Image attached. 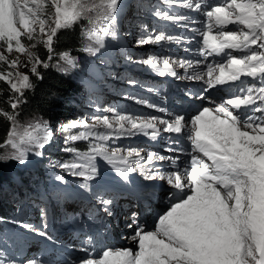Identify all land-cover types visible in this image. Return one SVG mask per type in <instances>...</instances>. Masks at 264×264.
Wrapping results in <instances>:
<instances>
[{"label":"snow or ice","instance_id":"6c2138e0","mask_svg":"<svg viewBox=\"0 0 264 264\" xmlns=\"http://www.w3.org/2000/svg\"><path fill=\"white\" fill-rule=\"evenodd\" d=\"M171 3L172 0H167ZM120 0H0V47L7 53L13 51L26 55L31 65V76L43 79L39 66L47 69L54 57V38L59 30L72 27L82 18H87L91 27L82 35L85 43L81 49L91 56L102 54L105 38L116 40V23ZM50 6L54 13L47 11ZM182 6L197 12L207 7L203 0H182ZM155 16L166 21L186 19L182 14L173 16L167 11L156 10ZM207 17L206 29L202 37L201 54L227 55V63H218L215 69L208 67L206 75L208 89L226 81H239L241 77H259L261 86L255 83L240 89V94L220 102L212 101L213 108L203 107L189 122L183 115H175L171 120L158 117H139L120 114L109 109L113 118L93 116L90 126L87 118L77 119L60 126L61 131L82 129L77 134L65 137L64 143L89 141L86 151L65 147V152L74 154V160L53 164L69 171L84 181H94L98 175L97 159L110 165L123 181L129 180V173L139 171L145 180L157 178L166 180L170 191L166 195L167 209L157 214L153 230H147L137 222V213H131L129 227L135 225L132 240L136 249L105 248L98 258L92 256L91 249L82 247L86 253L79 264H264V0H224L223 6H211L204 12ZM228 25L242 26L237 30H224ZM216 27V34L211 29ZM37 27L39 36L37 35ZM180 43V37L161 32L147 39L141 38L137 46L145 43ZM25 41L30 43H25ZM43 45L47 59H41L36 49ZM255 46V47H253ZM225 49L241 52L239 57L225 53ZM260 49V51H257ZM19 55L9 60L0 52V63L7 65V71H0V81L8 85L10 95L6 103L12 111L0 108V117L10 124L6 137L0 143V163L9 161L24 164L30 154L42 155L38 151L52 140V131L47 121L34 120L27 124L19 121L18 109L24 103L26 90L34 85L30 75L18 70ZM59 61L67 68H76L75 58L69 52H60ZM140 63L157 70L160 75L170 73L173 62L169 58L162 61L148 58ZM163 65L164 71L160 70ZM196 61L195 64H199ZM181 68H194V62L181 60ZM218 70L219 75L213 77ZM205 73L188 76L190 80H201ZM179 78V77H178ZM134 83V82H133ZM254 93L257 95L254 98ZM201 94L200 99H206ZM260 105H256V100ZM144 103L143 101H138ZM231 106V109L229 108ZM155 107V105H149ZM165 111L164 109H159ZM157 123L164 125L157 128ZM98 125L103 131L96 130ZM151 130V131H149ZM251 130V131H249ZM182 136L187 133L191 143L190 161H185L181 169L179 157L172 158L156 151H144L138 147L121 148L115 141L143 135L155 141L160 132ZM173 143H179L174 139ZM166 152H176L169 146ZM207 158L211 163H206ZM170 161L173 171L160 175L152 166L155 162ZM147 166V167H146ZM57 175L56 180L62 181ZM88 189V183L80 185ZM103 211L113 215L110 206L113 200L99 196ZM38 235L31 225H23ZM47 227V225H45ZM92 242L89 237L88 243ZM0 264H42L36 259L19 260L8 258L0 250Z\"/></svg>","mask_w":264,"mask_h":264},{"label":"rangeland","instance_id":"374dc122","mask_svg":"<svg viewBox=\"0 0 264 264\" xmlns=\"http://www.w3.org/2000/svg\"><path fill=\"white\" fill-rule=\"evenodd\" d=\"M21 2H23V0H21ZM203 3L207 7H202L201 10L197 12L193 9L184 8L182 6V0H172L171 3H168L167 0H120L116 23L118 38L112 40L110 37H106L105 48L102 49V54L91 56L80 50V54L71 55L75 58L77 67L67 68V71L59 70L61 67L67 66L63 61H59V57H53L52 65L59 64V67L52 66L50 68H52L61 79L67 80L69 82V87L63 95L51 96L48 103L52 100V103H55L56 106L62 107L61 110L63 113L58 114L56 108L49 110L50 107L48 106L49 108L45 112V117L36 116L29 119H22L20 113L18 117L21 124H27L34 120L47 121L52 131L53 138L43 149L38 150L42 152V155L37 156L32 153L29 156V160L24 164L13 161L0 163L1 201L7 199L12 201L15 205L18 203L23 204L22 206L18 205L16 207V211L14 212L15 221L10 222V220L0 219L1 224L11 226L13 233L16 234L15 237H0V250L5 253L6 257L19 260L36 259L41 261L42 264H54L44 259L54 258L62 264H69L75 259L80 260L82 257L86 256V253L79 251L82 247L90 248L92 256L94 255L95 246L93 243L87 242L81 244L82 246H76L77 244L72 240V236L76 235L80 230L81 221L86 217V212L91 207L92 197L98 195L97 190H107V188L115 182L116 178L115 175L112 174L109 179L97 177L94 181L86 182L83 178L74 176L69 171L59 167H53V164L65 162L61 159L64 155H68L71 161L74 160L73 153L62 150L65 147L74 148V142H69L65 145L64 139L82 130L69 129L64 132L61 131L60 126L82 118H87V123L91 126L94 123L91 119L93 116H108L110 119L113 118V113L109 111V109H116L120 114H131L133 116L145 118L152 116L157 117V115H159L158 118L167 120V115H171V113L167 112L166 116H164L161 114L163 111L159 109L166 110V108L173 103L178 106V99H187L190 96L191 87L201 83L188 79V76H190L188 72L189 69L180 68L179 62L181 60L190 59L189 61H193L195 64L196 61L202 62L203 59L206 60L207 58L203 55L200 56L202 37L199 32L207 30V17L204 15V12L210 10L211 6H223L224 0H203ZM156 10L167 11L173 16L182 14L186 19L166 21L153 14ZM47 11L54 13V9L50 6L47 7ZM89 27H91L89 20L87 18H82L70 28L79 30ZM241 27L242 26L239 25H228L224 30H237ZM161 32H164L165 35L180 37L181 42L174 43L165 40L159 43L149 42L137 46V41L141 38H154L155 35ZM211 32L212 34H216L217 29L215 26H213ZM37 35L39 36L38 27ZM83 38L85 43V37L83 36ZM25 43L30 42L25 41ZM37 47L43 48L45 53H47L43 45H37ZM32 50L37 51V48ZM0 52H3L9 60L17 58L19 55L14 51L12 53H7L4 47H0ZM235 53L242 55L241 52L235 51ZM38 55L41 58L39 53ZM199 56L203 59L199 58ZM148 58H156L161 61L164 58H169L170 61L171 59L177 60L174 65L172 64V70L175 71L177 75L172 77L171 74L167 72L164 75H160L157 70L140 63V61ZM216 58L218 61H225L223 54L217 55ZM209 59L210 60L205 63L208 64L211 61L210 56ZM19 60L20 65L18 66V70L29 74L32 79L34 76H31V65L28 63L26 55H19ZM0 64L5 71L8 70L7 65ZM195 65H197L199 70L197 72L191 70L192 75L200 73L201 70V64ZM135 66L142 68L139 76L131 71ZM103 68L104 71H102ZM160 70L164 71L162 63L160 65ZM131 76L135 77L132 79L134 83L130 80ZM205 77L209 79L208 76ZM201 81L203 83L206 82L204 77ZM76 82L86 83L89 86V93L87 96H83L82 99L78 98V100L75 92ZM0 83L4 85L7 93L6 97L0 94V105L4 103L10 108V105L6 103L10 95L9 87L3 81H0ZM256 84L258 87L261 86L260 79L256 81ZM27 91L28 90L25 91V94ZM197 97L192 99L196 100L198 99ZM138 101H143L144 103H139ZM149 105H155V107H149ZM184 106L188 107L194 105L185 102ZM64 118H66L67 122L64 121ZM96 130L103 131L104 129L102 125H98ZM170 135L172 134L163 133L161 131L155 141L150 140L146 136L137 135L132 138L115 141L113 146L118 145L121 148H142L144 149L141 153L142 156L143 153H147L149 150L155 151L153 148L160 147L166 149L167 146L161 143L164 141L165 137ZM75 143H79L82 147H85V150H79L81 152L86 151L89 146V141H75ZM162 154L167 155V152L164 150ZM143 157H146V154L145 156L143 155ZM101 166H108L113 169L104 160L98 158V170H100ZM57 175L63 178L62 181L56 180ZM131 176L137 180H145L140 173L138 176L134 177L132 174ZM31 178H36L35 180H38L40 184L38 186H33L35 183H28L27 180ZM84 183H88L89 185L87 190L80 187V185ZM166 186H168V184H166ZM41 188L44 189L45 193L36 197L35 195L41 192ZM26 190L28 193L34 194V199L28 198L26 193L23 194ZM103 198L113 200V204L110 208L113 214L117 213L119 209L115 201L117 196L115 197V194L110 193L109 196H103ZM96 207L102 208L101 204H96ZM101 213L103 214L104 211L101 210ZM105 216L108 218L111 217L107 214H105ZM141 218L142 216L138 217L137 215V221L140 220L141 222ZM128 219L131 224L130 217ZM25 224L31 225L38 231L46 232L47 235H38L36 231L25 228L23 226ZM45 225H47V227H45ZM91 225L92 222L86 219L82 231L89 232V227ZM153 226L154 225L151 223L150 228H153ZM99 228L103 229L102 227ZM131 228L133 229V226ZM146 229L149 228L146 227ZM133 231H135V229H133ZM108 232L111 234V231ZM98 236L100 237V235ZM77 237H80V235ZM109 237L110 235L105 240H108ZM119 238L121 241H125L127 236L121 234ZM85 239L88 240L89 237ZM31 240L39 242L43 249L33 252V249L30 248ZM38 248L39 247H36L35 249Z\"/></svg>","mask_w":264,"mask_h":264},{"label":"trees","instance_id":"16d2710c","mask_svg":"<svg viewBox=\"0 0 264 264\" xmlns=\"http://www.w3.org/2000/svg\"><path fill=\"white\" fill-rule=\"evenodd\" d=\"M82 29H75V28H67L62 29L57 33V36L54 38V56L59 57L60 52H69L70 55H78L80 54V50L84 46V38L82 35L83 32ZM38 53L41 55L42 59H47V53H45V50L41 47H37ZM52 64V61L50 62ZM0 71H5L2 65L0 64ZM38 71L42 75L43 79H36V77H32V82L34 87L31 90H28L26 94H24V103L20 105L19 113L20 117L23 118H32L36 116H43L45 117V112L48 110H52L53 108H56V112L58 114L63 113L62 107L56 106L55 103H52V100L50 103L48 101L50 100L51 96H61L63 93L68 89L69 82L67 80L61 79L52 68H43V66H39ZM104 71V68L103 70ZM89 86L82 84V83H75V92L77 100L82 99L83 96H87L89 93ZM79 92V93H78ZM0 94L3 97H6V89L4 85L0 83ZM49 98V99H48ZM49 106V107H48ZM0 108L4 109L5 111H11L8 106H6L4 103L0 105ZM64 121L67 122L66 118H64ZM10 127L9 122L4 118L0 117V143L3 142V140L6 137V133ZM74 148L78 150H85V147H82L79 143L74 142ZM1 151V150H0ZM61 159L65 162H71V159L68 155H64L61 157ZM36 178L28 179V183H35L33 186H38L40 182L38 180H35ZM31 180V181H30ZM42 182V181H41ZM10 183V181H9ZM32 186V187H33ZM11 187V186H10ZM40 191H43L40 190ZM42 193V192H41ZM37 197L39 194L36 195ZM16 211V206L13 204L10 200H2L0 199V219L2 220H8V219H14V212ZM1 222V220H0ZM0 234L8 235L10 234V231L5 226L2 227L0 223Z\"/></svg>","mask_w":264,"mask_h":264},{"label":"bare ground","instance_id":"6f19581e","mask_svg":"<svg viewBox=\"0 0 264 264\" xmlns=\"http://www.w3.org/2000/svg\"><path fill=\"white\" fill-rule=\"evenodd\" d=\"M207 19V18H206ZM225 53H231L232 55H234L233 54V52H231V51H228L227 49H225ZM223 54V53H222ZM224 55V59H225V61H218L217 60V58H216V56L217 55H211L210 56V58H211V61L208 63V64H210V63H213V62H216V64H218V63H227V55H225V54H223ZM223 58V57H222ZM171 61L173 62V65H174V63H176V61L177 60H174V59H171ZM179 61V60H178ZM216 66V65H215ZM215 66L213 67L214 69H215ZM181 68V67H180ZM199 69L197 68V65H195L194 64V68H192V71L193 72H197ZM201 72V71H200ZM218 70H216V71H214L213 72V77H215V76H217L218 75ZM205 78V80H206V82L205 83H207V81H208V79H206V77H204ZM242 80H244L245 82H248V80H249V78L248 77H242ZM77 83H79V82H77ZM83 84V83H82ZM85 85H87L86 83H84ZM88 86V85H87ZM217 86V85H216ZM199 97V96H198ZM199 99V98H198ZM184 105V104H183ZM184 109L185 108H187L186 106H184L183 107ZM128 115H131V114H128ZM139 117H141V116H139ZM175 117V115L174 114H172L171 113V115H167V120H171V119H173ZM157 127H159L158 129H162L163 127H164V125H160L159 123H157ZM145 154H147L146 152L145 153H143L142 154V157H143V155L145 156ZM168 161H164V162H159V161H157V162H155L154 163V165L152 166V168L156 171V172H158L160 175H166L167 173H168V170H170V166L168 165V163H167ZM138 172V171H137ZM139 173V172H138ZM133 175V174H132ZM134 177H135V175H133ZM143 177V176H142ZM144 178V177H143ZM145 181H147L149 184H151V183H154V182H157L158 183V185H157V189H159V190H163L162 188H168L169 186H166V184H167V182H166V180H162V179H159V178H157V179H155V180H152V181H149V180H145ZM31 182H33V181H31ZM41 190H42V188H41ZM41 192H43V193H41ZM40 193H39V196L41 195V194H44L45 193V191H44V189H43V191H41ZM27 194V197L28 198H31V199H34V197L36 196H34V194H32V193H28L27 192V190L26 191H24L23 192V194ZM38 196V197H39ZM37 197V196H36ZM115 197H116V195H115ZM15 205V204H14ZM22 206L23 204H21V203H18L17 205H15L16 207L17 206ZM124 210H121V213L123 212ZM121 213H118V215H113L112 216V220L113 221H115V223H114V227L113 228H110L109 227V224H110V222H108V220L107 219H103V222L102 223H99V222H97L96 223V225L97 226H99V227H102L103 228V230L104 229H107V231H111V234H110V237L108 238V240H102V239H100V237L98 236V235H95V236H93V237H91L92 238V241L95 243V248H96V251H95V254H94V256L95 257H97L98 255H100V254H102V248H113V249H117V248H132V249H136V247H137V244H136V242H134L133 240H132V236L134 235V231H133V229H135V225H133V229L131 228V227H129L128 225L130 224V222H129V217H131V214H129L128 216H122L121 215ZM104 214V213H103ZM105 215V214H104ZM138 215V217L139 216H141V214L139 213V214H137ZM110 217V216H109ZM14 218V217H13ZM104 218V217H103ZM131 220V219H130ZM132 222V221H131ZM139 224H141L142 225V223L140 222V220H138L137 221ZM110 229V230H109ZM103 230H102V232H103ZM147 230H153V228H150L149 227V229H147ZM122 233H124V234H128V235H132V236H128L127 237V239H126V241H120L119 240V238H118V234H122ZM85 235H87V232H85V234L84 235H80V237H76L75 239H77V240H79V241H84V240H86L85 238ZM87 243V242H86ZM94 245V244H93ZM82 246V245H81ZM88 246V245H87ZM70 247V246H69ZM71 249V248H70ZM69 250V249H68ZM62 251V250H61ZM79 251H80V249H79ZM75 252V251H74ZM60 253V252H59ZM72 253V252H71ZM61 257V256H60ZM64 257V256H63ZM69 258V257H68ZM66 259V258H65ZM62 262H63V260H62ZM69 262H71V261H69ZM61 263V262H60ZM62 264V263H61ZM71 264H79V261H75V262H73V263H71Z\"/></svg>","mask_w":264,"mask_h":264}]
</instances>
